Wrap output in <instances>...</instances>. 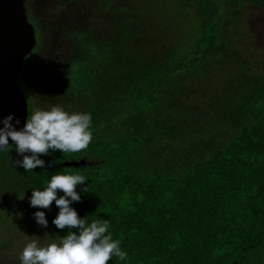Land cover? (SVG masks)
Listing matches in <instances>:
<instances>
[{
    "label": "trees",
    "instance_id": "1",
    "mask_svg": "<svg viewBox=\"0 0 264 264\" xmlns=\"http://www.w3.org/2000/svg\"><path fill=\"white\" fill-rule=\"evenodd\" d=\"M184 2H194L198 10L201 39L189 47L183 36L167 58L150 64L144 60L148 49L128 41L132 26L124 18L126 28L114 38L112 49L115 95L106 110L113 119L91 127L86 150L41 156L43 169L25 171L17 165L22 156L14 143L1 148L0 194L18 192L29 216L45 212L44 228L59 238L68 229L52 223L59 211L55 202L47 209L34 208L30 197L32 189L43 190L52 175L71 170L86 179L76 188L80 201L71 206L89 222L107 219L113 238L127 253L126 260L113 257L108 264H264V72L257 66H237L238 74L232 84L226 83L224 94L239 100L235 106L220 101L218 111L224 110L211 122L198 124L204 109L170 108L165 96L188 77L205 78L208 63L219 64L228 49V39L221 43L227 26L222 29L225 22L217 18L219 0ZM245 2L264 9V0H227L235 9L232 13ZM108 3L110 12L100 6L110 14L102 39L112 36L107 24L110 18L118 22L115 11H120L111 0ZM96 51L100 60L107 53L100 46ZM31 59V54L26 56L23 64ZM96 62L71 70L78 89L85 90L99 74ZM27 102L30 115L33 109ZM160 138L163 145L157 143ZM73 159H83L84 164L62 165Z\"/></svg>",
    "mask_w": 264,
    "mask_h": 264
},
{
    "label": "rangeland",
    "instance_id": "2",
    "mask_svg": "<svg viewBox=\"0 0 264 264\" xmlns=\"http://www.w3.org/2000/svg\"><path fill=\"white\" fill-rule=\"evenodd\" d=\"M109 1L26 0V12L35 29L37 43L31 52V61L20 66L18 85L32 109H48L60 104L70 113L88 112L96 120V125L92 122L91 127L113 119L106 110L115 95L111 72L112 49L114 38L126 28L124 18L132 26L128 41L137 45L140 43L149 50L144 60L148 59L150 64L167 58L174 50H171L173 46L181 45L183 36L188 38L185 44L189 47L201 39L203 27L194 2L190 5L184 0H111V4L120 11H115L118 22L113 24L110 18L107 27L112 36L108 33L110 37L104 40L101 37L105 32L103 23L110 16L104 10L111 11ZM218 5L217 18L225 22L222 29L227 26L226 33L221 37V43L228 39L226 54L219 58V64L208 63L205 78L193 75L184 79L178 84V90L165 96L164 100L170 108L182 107L185 112H194L197 108L206 110L199 116L198 124H203L205 120L211 122L214 117L218 119L224 110L218 111V103H229L234 97L224 94V86L233 83V75L238 74L237 66H257L264 72V9L245 2L232 13L235 9L227 4V0H219ZM99 46L107 50L101 60L96 51ZM96 61L101 65L99 74L92 77L91 84L83 92L73 84L71 70ZM242 82L245 83V79ZM200 84L208 89L200 91ZM238 100L239 97H236L230 100V104L235 106ZM209 107H213L212 111ZM193 116L196 118V115ZM157 143L163 145V138ZM171 145L175 146L176 141H171ZM17 194H0V264H21L20 253L31 239H38L41 244L58 239L37 224L34 214L29 216Z\"/></svg>",
    "mask_w": 264,
    "mask_h": 264
},
{
    "label": "clouds",
    "instance_id": "3",
    "mask_svg": "<svg viewBox=\"0 0 264 264\" xmlns=\"http://www.w3.org/2000/svg\"><path fill=\"white\" fill-rule=\"evenodd\" d=\"M9 114L0 120V148H7L9 138L15 145L22 160H16L25 171L45 167L41 156L50 151L78 153L88 148L92 141V117L88 112H68L56 104L48 109L37 107L27 115L23 127L17 129ZM19 124V120L15 121ZM85 177L67 173L51 176L43 190L32 189L30 205L34 208H50L53 201L59 211L52 220L57 229L68 231L65 235L47 244L38 239L29 240L23 247L19 259L21 264H108L113 258L127 259V253L120 247V240L114 239L109 231L107 219H94L89 222L81 218L71 206L79 202L77 185L84 184ZM84 191H88L87 187ZM63 195L58 196L57 193ZM34 218L38 225L47 227L45 212L36 211ZM76 229V231H73Z\"/></svg>",
    "mask_w": 264,
    "mask_h": 264
},
{
    "label": "water",
    "instance_id": "4",
    "mask_svg": "<svg viewBox=\"0 0 264 264\" xmlns=\"http://www.w3.org/2000/svg\"><path fill=\"white\" fill-rule=\"evenodd\" d=\"M25 2L0 0V120L11 114L17 129L23 127L28 115V102L18 85L19 69L37 43ZM11 144L13 141L9 138ZM81 163L84 164L83 159H73L63 161L62 165L79 166Z\"/></svg>",
    "mask_w": 264,
    "mask_h": 264
}]
</instances>
